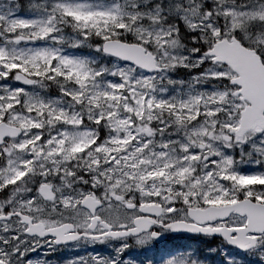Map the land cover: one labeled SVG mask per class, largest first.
<instances>
[{
    "label": "snow or ice",
    "instance_id": "obj_1",
    "mask_svg": "<svg viewBox=\"0 0 264 264\" xmlns=\"http://www.w3.org/2000/svg\"><path fill=\"white\" fill-rule=\"evenodd\" d=\"M0 264H264V0H0Z\"/></svg>",
    "mask_w": 264,
    "mask_h": 264
}]
</instances>
